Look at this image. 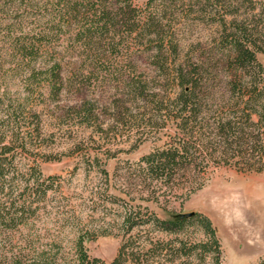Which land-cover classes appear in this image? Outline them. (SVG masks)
<instances>
[{
  "label": "trees",
  "instance_id": "trees-1",
  "mask_svg": "<svg viewBox=\"0 0 264 264\" xmlns=\"http://www.w3.org/2000/svg\"><path fill=\"white\" fill-rule=\"evenodd\" d=\"M202 1L146 0L139 7L133 0H0V18H8L5 29L12 36L10 46L16 64L29 68V80L45 74L50 94H58L63 84L62 65L55 48L63 41L69 42L64 51H81L89 60L90 75L102 70L120 75L123 59L131 65L127 60L130 54L126 55L131 43L135 53L148 50L140 49L143 41L153 49L152 63L175 85L174 95L162 100L157 93L147 94L146 86L139 80L127 86L134 98L151 97L158 117L175 122L173 141L142 155L135 163L136 178L152 187L144 199L158 204L161 201L157 190L171 185L177 172L185 176L191 160L196 159L199 164L223 163L244 172L264 170V65L257 58V53L264 52V22L260 25L259 21L237 17L227 22L219 13V6H211L219 14L220 47L225 50L229 70L233 71L225 86L212 90L210 67L190 61L189 57L183 62L175 59L178 44L170 24L171 16L185 2L191 8L193 2L201 5ZM206 3L211 4L204 0L203 11L207 9ZM220 6L227 7L224 3ZM50 54L43 69L35 71L34 62ZM69 107L82 123L96 118L90 101ZM23 114V108L10 107L0 116V246L7 247L5 264H145L162 254L169 255L165 259L167 264H195V259L203 262L207 258L213 264L221 263V245L215 228L210 218L198 211L187 218H172L170 215L177 213L164 207L167 217L161 218L147 209L142 212L140 205L125 208L120 223L122 238L110 262L89 255L85 241L92 235L88 232L76 235L68 261L59 254L55 239L41 248L17 237L22 229L38 220L36 214L49 193L56 190L58 179L42 173L37 162L40 145L33 143V139L40 137L41 128L38 123L22 127ZM95 161L98 162L97 158ZM99 172L104 178L109 177L105 168ZM188 185L180 187L183 199L201 189L204 180ZM190 226L199 227L203 237L190 240L185 232ZM143 231L155 234L141 238ZM166 235L173 238L167 240ZM256 264H264V260Z\"/></svg>",
  "mask_w": 264,
  "mask_h": 264
},
{
  "label": "rangeland",
  "instance_id": "rangeland-1",
  "mask_svg": "<svg viewBox=\"0 0 264 264\" xmlns=\"http://www.w3.org/2000/svg\"><path fill=\"white\" fill-rule=\"evenodd\" d=\"M133 1L139 7L146 2ZM209 3L203 11L204 0L201 5L193 2L191 8L185 2L171 16L170 24L178 44L175 59L183 62L189 57L190 61L210 67L209 85L218 90L225 86L233 71L229 70L225 50L220 47L219 14L211 6H219L218 11L227 22L237 17L262 25L264 0H209ZM223 3L227 5L225 9L220 6ZM7 20L0 18V116L10 107H21L25 118L21 120L22 127L39 124L40 137L33 139L34 146L40 145L37 162L44 176L58 177L56 190L49 193L41 204L42 210L36 214L38 220L22 229L17 237L41 248L55 239L59 254L68 261L76 235L88 232L92 235L85 241L89 255L110 262L122 238L120 223L125 208L140 205L142 212L147 209L164 218L166 207L170 213L198 211L210 218L221 245V264H256L264 260V170L244 172L218 162L199 164L195 159L186 165L185 176L179 171L171 185L157 190L161 204L144 199L152 187L136 178L135 163L142 155L171 143L176 126L175 122L158 117L151 97L134 98L127 85L139 80L146 86L147 94L157 93L162 100L174 95L177 89L152 63L153 49L146 41L140 44V49H148L142 53L133 52L132 43L128 45L126 55L130 54V59H126L131 65L123 59L121 74L117 76L103 70L90 75L89 60L81 51H64L69 47L67 41L57 44L63 84L54 95L44 80L45 74L29 80V68L16 64L10 46L12 36L6 34ZM51 55L38 58L34 62L35 71L43 69L44 60L50 61ZM257 58L264 65V52L257 53ZM84 101L92 102L96 118L82 123L69 106ZM149 116H153L152 120H148ZM41 157L50 160L43 161ZM102 167L108 171L107 179L99 172ZM203 180V187L188 199L179 195L180 187ZM149 232H141V238L154 236L155 233ZM185 232L190 240L203 237L199 227L190 226ZM171 238L173 235L165 236L167 240ZM6 249L0 246V264H5ZM163 255L154 256L145 264H167L165 259L169 255ZM194 263L213 264L208 258L203 262L195 259Z\"/></svg>",
  "mask_w": 264,
  "mask_h": 264
},
{
  "label": "water",
  "instance_id": "water-1",
  "mask_svg": "<svg viewBox=\"0 0 264 264\" xmlns=\"http://www.w3.org/2000/svg\"><path fill=\"white\" fill-rule=\"evenodd\" d=\"M192 214H193V211L186 212V213L171 214L170 217H172V218H187V217H190Z\"/></svg>",
  "mask_w": 264,
  "mask_h": 264
},
{
  "label": "built area",
  "instance_id": "built-area-1",
  "mask_svg": "<svg viewBox=\"0 0 264 264\" xmlns=\"http://www.w3.org/2000/svg\"><path fill=\"white\" fill-rule=\"evenodd\" d=\"M219 264H221V263H219Z\"/></svg>",
  "mask_w": 264,
  "mask_h": 264
}]
</instances>
